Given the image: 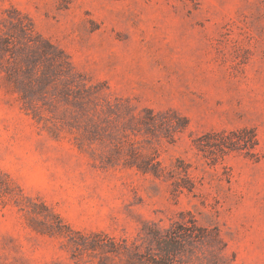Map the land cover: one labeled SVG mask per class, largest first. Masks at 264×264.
Returning <instances> with one entry per match:
<instances>
[{"label":"rangeland","instance_id":"374dc122","mask_svg":"<svg viewBox=\"0 0 264 264\" xmlns=\"http://www.w3.org/2000/svg\"><path fill=\"white\" fill-rule=\"evenodd\" d=\"M0 264H264V0H0Z\"/></svg>","mask_w":264,"mask_h":264}]
</instances>
